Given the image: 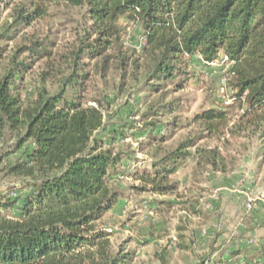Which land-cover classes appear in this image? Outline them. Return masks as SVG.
Instances as JSON below:
<instances>
[{
	"label": "trees",
	"instance_id": "obj_1",
	"mask_svg": "<svg viewBox=\"0 0 264 264\" xmlns=\"http://www.w3.org/2000/svg\"><path fill=\"white\" fill-rule=\"evenodd\" d=\"M50 1L29 0L28 5L16 9L14 21L0 29V39H14L20 28L44 17ZM65 1L85 7L88 36L67 56L73 68L60 89L56 93L41 89L37 99L24 106L17 81L23 79L30 64L20 60L18 53L0 79V180L22 179L28 191L20 205L21 198L13 197L12 192L0 193V264H131L133 252L124 248L116 252L110 233L96 227L123 198L115 180L132 176L142 183L134 186L139 191L173 192L177 183L169 177L191 154L188 148L195 141L182 142L150 169L127 170L123 162L133 158V152L115 145L126 133L112 130L110 141L96 137L109 124L103 102L89 98L92 68L87 61L107 70L111 51L120 46L123 22L139 26L148 68L147 87L164 100L169 91L166 87L185 76L187 57L213 62L226 55L235 96L246 106L238 126L258 129L264 138V0ZM19 51L40 58L51 54L39 40L21 46ZM2 52L0 47V56ZM128 61L126 56L120 59L124 66ZM180 107L172 100L158 104L150 114L174 115ZM197 119L211 132L223 134L229 125L228 112L218 109L206 110ZM177 125H164L155 133L158 124L151 121L136 126L134 133L145 138L143 144L157 145L169 137L161 132L173 131ZM8 136L15 139L13 148L2 151L1 144ZM22 148L26 149L24 158L3 164L6 157ZM202 152L211 165H218L216 149ZM261 157L264 159V146ZM256 259L264 264V246L244 261L256 264ZM222 262L232 264L233 260Z\"/></svg>",
	"mask_w": 264,
	"mask_h": 264
},
{
	"label": "rangeland",
	"instance_id": "obj_2",
	"mask_svg": "<svg viewBox=\"0 0 264 264\" xmlns=\"http://www.w3.org/2000/svg\"><path fill=\"white\" fill-rule=\"evenodd\" d=\"M5 1L0 3V29L14 21L16 9L29 4V0ZM85 10L65 0H52L44 17L20 28L14 39H0L3 50L0 79L15 53L30 64L23 79L17 81V92L24 106L31 105L41 89L56 93L65 75L72 71L73 62L66 58L88 36V30L84 29ZM123 25L121 43L111 51L113 58L109 68L105 70L87 61L92 68L89 98L103 102L109 124L96 137L110 141L109 132L124 131L125 139L118 137L115 145L133 152V158L123 162L131 172L150 169L153 162L186 140L193 139L195 144L188 148L191 154L182 166L169 177L171 182L177 183V190L173 192L139 191L134 186H141V181L132 176L118 177L114 185L123 198L96 227L110 233L116 252L122 248L133 252L131 264H230L223 260L250 264L244 261L245 256L253 255L264 246V159L261 157L264 138L258 129L238 126L245 105L241 106L238 101L226 104L236 94L231 64L222 63L221 57L213 65L204 64L200 57H187L183 63L185 76L168 85L166 90L169 91L164 100H160V95L150 93L147 87L142 30L134 24L123 22ZM33 40L44 42L51 54L40 58L19 51ZM123 56L129 58L125 66L120 63ZM172 100H177L181 106L174 115L150 114L158 104ZM209 109L228 112L229 125L223 134L211 132L197 119L198 114ZM151 121L158 124L155 133L164 125H178L173 131L161 132L169 135L166 141L157 145L143 144L145 138L134 132ZM14 142L15 139L8 136L1 144L2 151L11 150ZM215 149L219 152L217 166L211 165L202 152ZM25 151L22 148L10 154L3 164L24 158ZM22 181L2 178L0 193L12 192L13 197L21 198L18 204H22L28 192ZM249 197L255 200L250 210L247 209ZM169 203L172 206L168 208ZM159 208L161 211H157ZM237 253L239 255H234ZM255 262L261 264L262 261L256 259Z\"/></svg>",
	"mask_w": 264,
	"mask_h": 264
},
{
	"label": "built area",
	"instance_id": "obj_3",
	"mask_svg": "<svg viewBox=\"0 0 264 264\" xmlns=\"http://www.w3.org/2000/svg\"><path fill=\"white\" fill-rule=\"evenodd\" d=\"M221 61H222V63L229 62V58H228V56L223 55V56L221 57ZM203 62H204V64H206V65H213V64H215L216 61H213V62H206V61H203ZM235 101H237L236 96H234V97H232V98H229V99L226 101V104L230 105V104H232V103L235 102ZM254 201H255L254 198H252V197H249V198H248V202H247V209H248V210L252 209V206H253V204H254Z\"/></svg>",
	"mask_w": 264,
	"mask_h": 264
}]
</instances>
